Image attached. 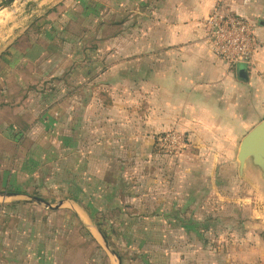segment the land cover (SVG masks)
Masks as SVG:
<instances>
[{
  "label": "crops",
  "instance_id": "crops-1",
  "mask_svg": "<svg viewBox=\"0 0 264 264\" xmlns=\"http://www.w3.org/2000/svg\"><path fill=\"white\" fill-rule=\"evenodd\" d=\"M21 1L25 7L14 5L0 17L15 11L22 25L0 46V191L63 203L49 214L69 209L96 240L101 232L90 227L100 230L99 208L123 209L115 216L127 227L149 217L163 223L141 210L156 203L141 198L138 161L159 156L156 134L165 129L236 144L241 128L227 121L237 122L234 106L244 101L253 72L264 68V0ZM220 4L256 24L261 48L252 65L230 67L206 45L202 23ZM191 91L193 105L177 108L183 101L177 97ZM174 112L184 114L173 126ZM190 114L195 122L184 123ZM229 127L234 133L222 134ZM2 201L26 217L24 225L36 208ZM102 229L112 243L119 237ZM26 237L40 235L22 229L13 235Z\"/></svg>",
  "mask_w": 264,
  "mask_h": 264
},
{
  "label": "rangeland",
  "instance_id": "rangeland-1",
  "mask_svg": "<svg viewBox=\"0 0 264 264\" xmlns=\"http://www.w3.org/2000/svg\"><path fill=\"white\" fill-rule=\"evenodd\" d=\"M23 4L25 7L20 0L15 5ZM14 12L0 21L1 48L12 42L18 32L15 30L22 27L15 24ZM252 81L240 97L244 101L234 106L237 122L227 121L229 126L241 128L236 144H220L218 140L198 142L191 139L195 131L179 130L186 141L181 155H160L156 144L159 156L138 161L140 175L134 179L141 187V198L153 201L152 206L156 203L154 208L141 210L146 215L152 211L163 218V223H155L149 217L127 227L120 216H115L123 209L107 212L99 208L101 213L96 217L100 226L109 233L115 229L119 234L112 240L123 256L122 264H264V184L258 175L252 176V184L241 179L237 161L240 141L264 118V68L253 72ZM192 95V91L187 97L179 95L178 100L183 101L177 108L192 106ZM182 114L171 113L173 126L182 121L175 116ZM189 117L183 122L193 120L192 114ZM229 128H223L222 134H233ZM168 130H160L156 137L171 132ZM51 204L53 209L57 208L58 203ZM35 205L24 225L26 217L3 208L7 204L0 199V264H117V258L106 250L104 242L96 240V235L84 230L65 212L69 209L63 208L55 216L49 214L46 205ZM35 211L46 217L44 223ZM177 216L185 221L178 222ZM16 219L22 222H15ZM21 229L35 232L40 238L14 240L13 235ZM90 229L96 234L100 232L95 224Z\"/></svg>",
  "mask_w": 264,
  "mask_h": 264
},
{
  "label": "built area",
  "instance_id": "built-area-1",
  "mask_svg": "<svg viewBox=\"0 0 264 264\" xmlns=\"http://www.w3.org/2000/svg\"><path fill=\"white\" fill-rule=\"evenodd\" d=\"M206 45L212 54L230 67L252 65L261 48L256 24L220 4L202 23ZM186 147L184 135L171 131L158 138V153L178 156Z\"/></svg>",
  "mask_w": 264,
  "mask_h": 264
},
{
  "label": "water",
  "instance_id": "water-1",
  "mask_svg": "<svg viewBox=\"0 0 264 264\" xmlns=\"http://www.w3.org/2000/svg\"><path fill=\"white\" fill-rule=\"evenodd\" d=\"M19 0H0V17L9 7L14 6ZM34 5L33 1L27 3L30 9ZM241 80L247 81V77H241ZM238 175L241 179L252 184V176L258 175L264 184V119L252 128L241 140L238 155ZM0 199L14 203H34L39 202L53 209L52 205L41 198L32 197L20 193L2 192L0 191ZM63 203L59 204V207ZM57 207L56 209H58ZM98 239L102 240L106 246V250L117 258V264H122V258L113 250L105 236L98 234Z\"/></svg>",
  "mask_w": 264,
  "mask_h": 264
},
{
  "label": "trees",
  "instance_id": "trees-1",
  "mask_svg": "<svg viewBox=\"0 0 264 264\" xmlns=\"http://www.w3.org/2000/svg\"><path fill=\"white\" fill-rule=\"evenodd\" d=\"M261 121H262V120H261ZM261 121H260V122H261ZM35 197L41 198L40 196H35ZM41 199H43V198H41ZM194 225H195V224H194ZM98 227L100 228V232L105 236V238H106V240L108 241L110 247H111V248L113 247V248L115 249V246H114V244L111 242L110 238L108 237L107 232L104 231V230L101 228L100 225H98ZM116 253H117L120 257H122V256L119 254L118 251H116Z\"/></svg>",
  "mask_w": 264,
  "mask_h": 264
}]
</instances>
